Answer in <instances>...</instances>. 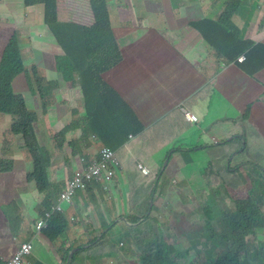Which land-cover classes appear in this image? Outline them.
<instances>
[{
  "label": "crops",
  "instance_id": "crops-1",
  "mask_svg": "<svg viewBox=\"0 0 264 264\" xmlns=\"http://www.w3.org/2000/svg\"><path fill=\"white\" fill-rule=\"evenodd\" d=\"M206 3L211 4L212 0H195L199 8L206 7ZM234 9L233 21H227L228 25L222 22L226 34L214 28L209 36V40H217L216 50L198 32L185 34L182 31L189 22L201 20L203 16L200 19L189 18L179 24L170 23L166 30H162L160 25L149 29L142 27L136 31L137 25L131 24L121 38L117 28L112 31L111 38H117L119 61L111 65L100 79L132 109L144 131L120 148L119 155L115 154L119 175L109 184L98 183L104 190L103 194L94 187L90 194L77 193L72 205L66 207L62 214L67 223L65 236L56 245L34 230L38 216L36 210L45 202L43 194L36 191L35 183H27L25 179L27 186L17 191L3 186L0 180V206L15 201L27 212V218L21 223L16 237H13L0 209V264H5L23 242L32 244L30 255L25 257L27 264H98V256L101 257L99 264H129L138 261V256L134 255L138 254V244L153 239L152 234L157 235L158 240L168 241V234L166 237L162 233H168L172 224L173 231L178 229L182 235L177 244L191 246L194 233L186 228L183 232L178 222L172 223L170 215L164 212L166 206L169 212L171 207L164 203L158 205L161 203L159 200L170 196L172 200L180 199L184 205L189 200L188 196L197 199L199 192L206 196L209 190L203 175L211 163L209 156L216 155V149L223 145L237 144L236 148L229 150L233 152L228 168L237 166L235 168H239L242 178H247V170H254L256 164L264 172V68L251 77L233 63L244 54L228 63L220 56L240 46L243 53L248 54L245 68L264 65V0H237ZM213 58L218 62H213ZM202 91L206 94L200 98ZM60 101L55 116L59 117L63 126L69 122L67 109L77 110V107L72 99L60 97ZM181 105L197 118V123L185 121L179 110ZM247 110L246 119L241 120ZM166 120H171V128L177 135L168 138L167 143L162 141L147 150L150 154L145 157L150 156L151 165L157 172L150 197L144 200L147 212L144 217L148 220L143 233L135 237L137 234L133 228L141 223L143 217L135 215L141 220L134 225L126 221L133 219L129 202L134 198L128 196L127 183L135 180V172L145 179L150 178L151 173L147 169V162L135 158L136 151L140 150L131 147V144L138 140L141 146H151L158 136L153 132L154 128ZM54 125L60 127L55 121L52 126L49 125L52 131ZM191 125L196 126L191 129ZM38 137H43L42 132ZM193 137L196 140L194 150L192 147L190 150L171 149L175 139L186 138L188 141ZM38 143L44 145L45 141L41 139ZM89 144L90 148L96 145L95 152L99 150L97 139L89 138ZM187 146L190 147L191 143ZM42 153L49 159V178L56 155H48L45 151ZM80 158H77L78 161ZM60 163L54 168L59 173L61 166H64L67 175L63 158ZM138 166L145 168L149 176H143ZM75 167L78 166L73 162V171ZM127 168L131 170L127 172ZM27 171H32V164ZM1 174L7 175L12 183L14 179H19L12 171L0 173V178ZM55 181L64 182L59 179ZM171 181L176 187L169 186ZM149 224L152 225L149 227ZM108 233V237L101 241L103 235ZM120 235L128 236L127 246L122 241L114 240L115 236ZM93 239L96 242H92ZM79 249L84 252L74 258Z\"/></svg>",
  "mask_w": 264,
  "mask_h": 264
},
{
  "label": "trees",
  "instance_id": "trees-1",
  "mask_svg": "<svg viewBox=\"0 0 264 264\" xmlns=\"http://www.w3.org/2000/svg\"><path fill=\"white\" fill-rule=\"evenodd\" d=\"M57 1L18 0V3L30 7L38 4L43 6V23L49 33L52 34L53 42L55 41L65 51L67 58L58 59L59 63L56 66V71L61 77L60 81L47 79L42 69L32 62V55L29 54L25 58H31L30 63L25 61L23 51L18 44L20 31L18 28L12 30L0 54V115H7L12 118L10 126L2 132L3 139L0 152L3 158L0 159V166L4 161H8L9 165L13 164L9 157L10 142L12 138L19 137L22 139V148L33 161L32 171L26 175V180L28 182L33 181L37 191L45 196L44 204H41V207L39 206L36 210L38 215H43L56 202L65 184V182L53 184L48 178L49 159L36 146L38 141L33 129L39 121L38 114H43L46 111L48 126H52L55 121H58V125H62L59 122V117L55 116L57 104H55L54 98L62 97L60 92L62 88L66 87L64 85L72 84L76 86L75 78L83 74L84 64L99 62L101 64L105 61L109 65H114L119 61L120 56L118 46L115 43L113 44V39H111L110 16L108 14L109 8L122 6L123 0L114 4H109L108 0H88L93 17V23L89 26L59 21L56 12ZM131 1L128 0V3L132 7ZM234 1L237 0H228L226 6L230 3L233 4ZM226 16L230 17L228 9L226 10ZM218 19H197L189 22L182 31L185 34L190 31L198 32L216 50L218 48L216 45L217 40H209L210 34L214 31V28H218L225 34L227 32L222 25V22L226 19H223V16ZM141 22L145 24L146 20L141 19ZM125 25V23H122L121 28L124 29ZM207 27L208 31L206 33L205 29ZM45 45L46 43H42L39 46L45 47ZM242 54L246 55V61L238 66L248 76L253 77L257 74L256 72L264 68V65H258L250 69L245 68L248 63V54L243 53L240 46L234 47L220 56L228 63ZM38 64L43 66L44 62L41 61ZM19 73H23V79L28 88L27 93L36 97L38 101L37 109L29 111L24 97L13 91L12 81ZM85 90L87 88L83 85L82 111L84 115L82 117L78 116V110L68 108V116L72 118L68 120V123H64L62 127L60 126L59 129L61 130L55 133V137L58 138L56 139V149L57 152L64 155L63 160L68 170V179L72 177L75 158L82 157L85 159V162L79 164V167L90 164L87 158V151L90 149L89 138L95 137L99 141V149L107 148L116 152L127 144L129 137H138L144 131L135 113L114 90L100 83L95 85L94 93L89 90L87 94ZM200 98H203L202 95ZM248 110L246 115L241 117V120L246 119ZM41 121H43V118L39 122ZM65 149H67L66 152ZM8 170V168L3 169L0 167V173ZM228 170L234 171L236 168L232 170L229 167ZM254 170L253 176L256 175L258 178L263 176L264 172L260 170L258 165ZM211 178L213 182L216 180L215 184L217 186L221 185L220 187H223L225 185L221 175L209 163L203 179L208 190H211L204 199L200 198L201 200L207 201L214 194V187L210 183ZM244 182H248V180ZM241 183H243V180ZM235 186L232 189L227 186L224 188L225 197L221 196V191L217 189L218 196L214 198L220 200V202L216 205L222 209L225 208L219 216L220 220L217 225H215L216 220L212 207L204 204L198 207L197 211L202 215L205 221L202 224L205 227H200L197 233H194L195 239L191 246L182 245L181 243L177 245L169 244L167 239L158 240L157 235L152 234L153 239L149 238L138 244V254H134L138 256V261L134 264H264V238H262L264 236V181H252L251 189L247 192L239 189L237 184ZM94 187H97L101 194L104 193L103 188L98 183H93L90 186L86 184L85 189L81 191L90 194ZM225 198L232 204V207L228 208L226 206ZM213 208H215V205ZM0 209L6 226L12 235L16 236L21 223L27 217L24 216V212L15 201L2 204ZM135 215L132 214L131 218L133 219H127V223L132 225L139 223L141 218ZM63 217L62 214L58 213L52 215L47 221V228L42 232L52 245H56L65 236L67 223ZM142 217L141 223L133 228V232L137 234L135 237L143 233L144 224L148 220L147 217ZM141 228L142 230H140ZM167 234L165 233L166 237ZM108 235L109 233L103 235L101 241L107 238ZM92 242H96V240L93 239ZM96 247L100 251L98 244ZM83 252L84 250L79 249L74 258L81 256ZM100 259V256L96 259L98 264Z\"/></svg>",
  "mask_w": 264,
  "mask_h": 264
},
{
  "label": "rangeland",
  "instance_id": "rangeland-1",
  "mask_svg": "<svg viewBox=\"0 0 264 264\" xmlns=\"http://www.w3.org/2000/svg\"><path fill=\"white\" fill-rule=\"evenodd\" d=\"M108 1H109V4H114L120 0H108ZM127 1L128 0H124L125 3ZM201 1H204V0H201ZM235 4L236 3H233V4L230 3L228 6H226V1L221 0L220 2H217L215 6L206 3L205 4L206 7L199 8L196 6L195 0H158L157 7L165 10L166 12L170 14V18L164 21V24L162 25L161 29L166 30L167 26H169L170 23L179 24L189 18H199L200 19L202 16L203 18L216 19L220 15H223V19H226L224 24L228 25L227 21H233V19L235 18V13H236V10L234 9ZM57 5H59L58 9L62 10V12H59V20H63L60 17L63 13L66 16H68V18L65 17L68 22H75L76 24H79V25H91L93 23V17H92L90 8H89L88 0H58ZM227 9L229 10V13H230L229 18L226 16ZM109 14H108V16H110L109 28L112 29L113 31L115 28H117L118 32H120L121 34L120 36L121 38L122 33L127 29L123 30L121 28L120 20L126 21L128 19L127 14L130 16L129 12H127L124 8H121L120 10H118L116 8L111 7L109 8ZM27 25L29 26L26 28ZM14 28L20 29L19 34H18V38H19L18 44L21 50L23 51L24 59L30 54V56L32 55V58H38L36 63L41 62L44 52L42 50H39L38 46L41 45L43 42L48 41L51 36V33H49L47 27L43 23V6L41 4H38V5H34L31 8H26L22 4L18 3V0H0V54H1L2 48L6 40L8 39V37L10 36ZM114 43L117 45V38H113V44ZM30 59L31 58L25 59V61L30 63ZM49 61H50L51 66H53V62L51 60ZM213 62L217 63L218 61L213 58ZM46 69H47L46 71L44 69H42V71L44 75L47 77V79L58 80V81L60 80L59 76L56 75L51 70L50 67L47 66ZM217 72L220 73L219 70ZM19 75H17L18 77L15 79L13 90L16 92L23 93V96L26 99L25 101L26 106L29 111L37 109L38 101L36 100V97L27 93V90H28L27 84L25 80L22 78V76L21 75L19 76ZM64 86H67V85H64ZM69 86L70 87H67L65 90H61L60 93L64 99H72V101L75 102V105L78 110L77 114L78 116L82 117L84 115L82 111V107H83L82 93L83 92L77 94L76 86L72 84H70ZM202 92H203L202 94V97H203L206 93L204 91ZM47 115L48 114L46 113V111H44L43 114H38L39 121L41 118H43V121L41 122L38 121L39 124L37 122L34 125V131L36 132L38 136H39V133L42 132L43 137H38L39 138L38 141L41 139L45 141L44 145H36V146L38 147L40 152L45 151L47 152L48 155H56V157L53 158L54 159L53 163L51 164L53 168L50 170L51 174L49 178L51 180V183L53 184L57 183L55 179L64 181L65 182L64 189H65L67 182H69L71 178L67 179V175L64 173V168H63L64 166H61L59 173H58V169L54 168L58 164H61L60 161L62 158H64L63 153L57 152V149H56V143H57L56 139L58 138L55 137V133L61 129L56 128L54 125L53 126L54 131H52V129L47 124V118H48ZM71 118H68V120H70ZM11 119L12 118L10 116L0 115V149H1V141L3 139L2 132L5 128L10 126ZM171 123H172L171 120H166L164 122L159 123L154 128L153 132L156 133L158 136L152 142L151 146H141L138 140H135L134 143L131 144V147H134L140 150V151H136L135 158L137 157L138 159L147 162L148 163L147 169L151 173V177L145 179L141 177L139 172H135L136 173L135 180H131L130 182L127 183V187H129V193H128L129 198L131 199L134 196L133 200L129 202V208H132L133 214L144 216V214L147 213L144 200L150 197L152 185L155 183L154 177L157 172V169L151 165V161L149 159L150 156L145 157V155L150 154V152L147 151L149 148L158 145L162 141H164V143H167L169 140L168 138L172 137L173 135L174 136L177 135V133H175V131L171 128ZM59 126L62 127V125H59ZM195 126L196 125H191V129H193ZM182 128L184 130H187L185 129V127H182ZM91 138L96 140L93 137ZM133 138L135 137H129V140ZM185 139L186 138L175 139L172 142L171 149L172 148L174 149L186 148L187 150H190V148L192 147V149L194 150L196 148L194 146L196 142L195 138L193 137L188 141H186ZM189 143H191L190 147L187 146ZM97 146H99V144ZM180 146L182 147L179 148ZM236 146L237 144H234V143L227 147L226 145L220 146L219 148L216 149V155L214 153L213 156L211 157L209 156L210 162L214 165L213 169H215V171L221 175L222 181L225 182L224 183L225 185L223 187H220L221 185L217 186L215 184L216 180H214L213 182V179L211 178L210 183H211V186L214 187L215 191L213 190L214 194L211 196L210 199H208L207 201L201 200V199H204L205 196L204 194H201L199 192V195H197L198 196L197 199L196 197L190 198V196H188L189 200H186L184 205L181 204L180 199L172 200L170 196H166L165 199L163 200L161 199L162 201L159 200V202L161 203L158 205L162 206V204L164 203V204H168L171 207L170 209L171 214L167 206H166V210L165 211L163 210V211L167 213L168 215H170V219L172 223H175V222L179 223V225L183 229V232L186 228L193 233H197V230L200 227L202 226L205 227V225L202 224V222L205 223V221L202 215L197 211L198 207L203 204L212 207L213 212H214V218L216 220L215 225H217V223L220 220L219 216L224 212L223 210H225V208L222 209L220 207H217L216 205L218 204V202H220V200H217L214 198L218 196L217 189L221 191V196L225 197L224 188L226 186L232 189L237 184L239 189H241L244 192H247L251 189L252 181L254 180L264 181V174L261 178L256 177V175L253 176V172L255 171L253 169L247 170L248 175H249V177L246 176L247 178H242V176L239 173V168H236V170L234 171L228 170L230 156L233 152L229 150L236 148ZM22 147H23L22 139H20L19 137L12 138V141L10 142L9 157L11 158L12 162H14V164L9 165L8 161H4L1 163V166H0L3 169H7V168L9 169L8 171H4V173L12 171L13 174L18 175L19 179L17 180L14 179L13 183L11 182V179H9V177L5 174H1L2 176L0 178L3 186L8 187V188L9 187L14 188L17 191L27 186L25 184L26 175L28 174L27 170H29L30 164H33V161L29 158L28 153ZM66 150L67 149H65V152ZM95 150H96V145L92 146L87 151L88 153L87 158H88L89 163L98 159V155L101 150L110 151L107 148H100L97 152H95ZM119 150H117L116 153L113 151H110V152H112L115 157V154L119 155L120 153ZM93 153H96V154L92 156L91 154ZM228 156H229V159H227ZM1 158H3V156L1 155V152H0V159ZM115 159L118 162L117 157H115ZM81 160L85 162L84 158H80L79 161L77 158H75V161H74L75 165L79 167L80 166L79 163L81 162ZM165 162H164V165H165ZM235 167L231 169L233 170L235 169ZM130 170H131L130 168H127L126 171L128 172ZM116 175L117 176L119 175V171H117ZM242 180H243V183H241ZM247 180L248 182H244ZM26 182L30 183L31 181L28 182L26 180ZM169 186L173 187L172 181ZM35 188H36V185H35ZM61 193L58 195L56 202L51 207L59 204V198L61 196ZM77 193H82V191H77L75 196L77 195ZM205 195L207 196L208 192ZM230 196L232 195L230 194ZM43 198H45L44 194H43ZM198 198L199 199L201 198V199L199 200ZM225 201H226V206L228 208L232 207V204L226 198H225ZM214 205H215V208H213ZM59 206L61 209L60 214H64L67 206L65 204H60ZM51 207L45 212L49 211ZM20 209L24 212V216L27 217L26 210L21 207ZM179 212H181L182 214H179ZM44 213L43 215H39V217L40 218L44 217ZM55 213L59 214V212H55ZM55 213H53V215ZM160 222H162V219L160 220ZM173 228H174V224H172V228L169 227L168 229V236H169L168 243L169 244H175V243L177 244L179 237L182 236L180 233V230L175 229L173 231ZM164 234H165V231L162 233V236H164ZM262 238H264V236ZM114 240L122 241L125 246H127V243H129L128 236L126 235L115 236ZM183 241L185 240L183 239ZM129 264H132V263H129Z\"/></svg>",
  "mask_w": 264,
  "mask_h": 264
},
{
  "label": "clouds",
  "instance_id": "clouds-1",
  "mask_svg": "<svg viewBox=\"0 0 264 264\" xmlns=\"http://www.w3.org/2000/svg\"><path fill=\"white\" fill-rule=\"evenodd\" d=\"M140 1V3H139ZM221 0H212V3L211 5H216L217 2H220ZM222 1H228V0H222ZM157 2L158 0H132L131 1V5L132 7L129 5L128 1L125 3L124 0H123V4L122 6L120 7H117L116 9L120 10L121 8H124L127 12H129L130 16L127 14L128 16V19L126 20L127 22L125 23V28L123 30L126 29V27H128L129 25L133 24V25H137V28L135 29L136 31H139L142 27H144V29H149V28H152L154 26H162L164 24V21L169 19L170 18V14L168 12H166L165 10L163 9H160L157 7ZM237 1H234L233 3H236ZM24 7H30V6H25ZM59 5H57V18L59 20V12H62V10H59L58 9ZM31 8V7H30ZM33 14V13H32ZM220 16H223V15H220ZM219 16V17H220ZM63 20H59L61 22H65V23H75V22H68L66 20L65 17L68 18V16H66L65 14L62 13V15L60 16ZM218 17V18H219ZM218 18H216V20H219ZM141 19H145L146 20V23L143 24L141 22ZM204 19V18H203ZM202 20V19H201ZM225 22V21H223ZM122 23V22H121ZM76 24V23H75ZM29 25L26 26V28L28 27ZM85 26H89V25H85ZM148 26V27H146ZM23 28V27H21ZM111 30V33H112V29ZM124 32H127V30H125ZM53 37H52V34L50 36V39L46 42H43V43H46L45 47H40L38 46V49L39 50H42L44 52V55L42 57V60L44 62V65L41 66L39 65L38 63H36V61L38 60V58H32V62L34 64H36L35 66H37L38 68L40 69H46V67H50L51 70L56 74L58 75L57 71H56V66L57 64L59 63L58 59H61V58H66V54L64 53L65 51L58 45L55 43V41L53 42ZM113 39V38H111ZM119 54V53H118ZM67 59V58H66ZM51 60L53 62V66H51L50 64V61ZM241 60V61H240ZM246 61V55H242L241 57L237 58L233 63L234 65H242L244 64ZM100 63V62H99ZM99 63H96V64H84L83 68H84V71L82 72L83 74L80 76V77H76L75 78V85H76V88H77V94L83 92L82 91V86L85 85L87 90V93H89V90H91L93 93H94V87L95 85L97 84H102V85H106L101 79L100 77L106 72L108 71L110 68H111V65H109L107 62H103L101 64ZM46 66V67H45ZM53 67V68H52ZM47 70V69H46ZM22 78H23V73H19ZM18 74V75H19ZM19 75V76H20ZM59 76V75H58ZM18 76L16 75L13 79V84H12V89L14 88V82H15V79L17 78ZM60 80H61V77L59 76ZM59 80V81H60ZM73 82V81H72ZM70 84H67L66 87L62 88L61 90H65L67 87H70L69 86ZM107 86V85H106ZM14 91V90H13ZM60 91V89H59ZM15 93L23 96V93L21 92H16L14 91ZM24 97V96H23ZM63 97V96H62ZM24 100L26 101L25 97H24ZM54 101H55V104H58L60 103V97H55L54 98ZM63 102H67V101H63ZM183 108L184 110H186L184 108L183 105L180 106L179 110ZM187 111V110H186ZM189 112V111H188ZM182 113V112H181ZM190 113V112H189ZM184 117V116H183ZM185 119V118H184ZM186 121V120H185ZM189 123V122H188ZM191 124H195V123H191ZM34 129V128H33ZM35 132V131H34ZM36 134V132H35ZM37 138L36 140L38 141V135L36 134ZM95 138V137H93ZM96 139V138H95ZM39 145V143L37 144ZM14 164V162H13ZM80 164V163H79ZM256 164V163H255ZM257 165V164H256ZM140 171V170H139ZM73 174V172H72ZM144 176V175H143ZM149 176V175H148ZM147 177V176H146ZM64 190V189H63ZM81 191V190H79ZM76 194V193H75ZM75 196V195H74ZM74 199V197H73ZM72 203H73V200H72ZM71 203V205H72ZM70 205V206H71ZM68 206V205H67ZM60 214V213H59ZM52 217V216H51ZM38 218L40 219L39 215L36 217V220L34 222V230L37 234L39 233H42L44 229L46 228H43L39 231L36 230L35 228V224H36V221L38 220ZM13 237H16L14 235H12ZM23 243H27V242H23ZM30 243V242H28ZM22 244V243H21ZM20 244V245H21ZM19 245V246H20ZM32 245V244H31ZM19 248V247H18ZM17 248V249H18ZM30 255V254H29ZM28 255V256H29ZM27 257V256H26ZM11 258V257H10ZM24 261H25V257L23 258ZM135 262H133L132 264H134Z\"/></svg>",
  "mask_w": 264,
  "mask_h": 264
},
{
  "label": "built area",
  "instance_id": "built-area-1",
  "mask_svg": "<svg viewBox=\"0 0 264 264\" xmlns=\"http://www.w3.org/2000/svg\"><path fill=\"white\" fill-rule=\"evenodd\" d=\"M180 111L187 122H198L197 118L188 111L184 110L183 108H181ZM83 163L84 161L81 160L80 164ZM119 169V164L113 153L108 150H101L99 152L98 159L86 165L85 167H75L71 180L67 182L65 189L61 193L59 204L51 207L49 211L45 212L44 217L40 219L38 218L35 224L36 230L39 231L43 228H46L47 221L51 218L53 213L61 212L59 206L60 204L70 206L75 193L79 190H84L86 184H89V186L93 183L109 184L113 181ZM138 170H140L141 174L144 176L149 175V172L141 166H138ZM31 250V243H22L5 264H27L23 258L28 256L31 253Z\"/></svg>",
  "mask_w": 264,
  "mask_h": 264
}]
</instances>
